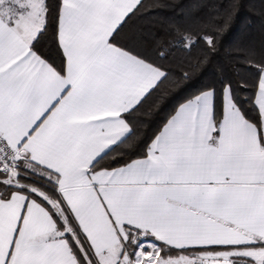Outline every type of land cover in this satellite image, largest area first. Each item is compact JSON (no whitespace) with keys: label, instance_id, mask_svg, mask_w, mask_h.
Wrapping results in <instances>:
<instances>
[{"label":"snow or ice","instance_id":"snow-or-ice-1","mask_svg":"<svg viewBox=\"0 0 264 264\" xmlns=\"http://www.w3.org/2000/svg\"><path fill=\"white\" fill-rule=\"evenodd\" d=\"M148 7L0 0V264H264V48L234 45L246 78L183 95L137 139L239 3L121 39Z\"/></svg>","mask_w":264,"mask_h":264},{"label":"trees","instance_id":"trees-1","mask_svg":"<svg viewBox=\"0 0 264 264\" xmlns=\"http://www.w3.org/2000/svg\"><path fill=\"white\" fill-rule=\"evenodd\" d=\"M217 0H146L149 6L145 14L130 21L121 39L127 40L135 37L137 41L147 46L148 41L158 33L163 31V27L172 22L191 23L199 15L205 17L212 11V5ZM239 9L234 20L231 34L224 41L219 53L212 59L201 75V69L194 72L193 79L189 82H180L173 95L161 99L158 107L164 110L157 113L155 109L150 112L141 113L143 120L140 123V132L137 139L150 137L159 127L161 118L171 111L175 103L187 93L194 91L205 84L218 81L222 75L229 76L238 85L242 79L246 78L243 69L237 68V59L229 55V50L234 45L243 47H255L257 50L264 48V6L260 0H238ZM156 5L153 9L152 5ZM49 46L50 42H49ZM53 55H55L53 51ZM218 86V85H217ZM237 94L245 96L246 93Z\"/></svg>","mask_w":264,"mask_h":264}]
</instances>
